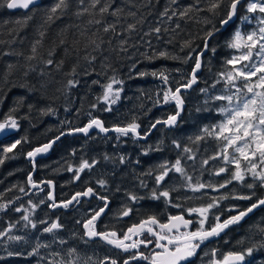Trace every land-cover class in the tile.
<instances>
[{"label": "trees", "instance_id": "obj_1", "mask_svg": "<svg viewBox=\"0 0 264 264\" xmlns=\"http://www.w3.org/2000/svg\"><path fill=\"white\" fill-rule=\"evenodd\" d=\"M55 2L56 0H41L34 13H26L23 10L11 11L0 6V99L3 100V103H0V122L5 116L12 115L20 124L18 131L13 130L0 138V159H4V163L0 164V184L16 185L19 192L21 188L25 189L28 175L33 170L31 160L26 157L27 153L51 141L61 132L82 127L93 117L101 118L106 126L111 127L125 126L133 120L141 125L145 123L149 125L151 122L148 123V119H152L151 121L165 119L174 114L176 111L174 104L166 108L155 107L153 104V90L157 89L156 84L161 83V80L150 73L164 71L170 76L171 87L174 89L177 81L184 82L181 77H186L193 66L191 60L186 64L183 62V58L190 52L188 48L181 50L184 42L191 41L193 48L197 46L202 48L201 38L205 32L210 30L213 24L219 27L220 17L212 16L207 12L194 11L189 14L190 18L184 19L174 17L168 20L167 17L161 16L166 7L182 10L188 4H194L195 0H179L177 5H172L170 0H101V5L113 4L110 11L117 7L124 9L118 22L117 17L109 14L101 17L98 14L99 6L96 10H92L97 13L96 19H102L101 25H89L87 21L93 18L91 15L85 14L81 17L75 15L80 8L89 7L91 0H84L83 5H80L78 0H69L70 7L66 14L54 22L45 23L46 12ZM199 7H207V0H201ZM129 11L136 12V16H128ZM26 14L32 15L33 18L24 24ZM240 15L251 14L240 9ZM205 17L212 23H204ZM141 20L143 22L139 23ZM112 23L116 24V31L105 33L103 27ZM130 23L137 25L133 32L127 31V25ZM177 23L180 25L179 28H176ZM256 26H259L256 20L248 23L237 19L210 41V46L215 47L216 52L213 54L208 51L204 56V65L199 77L200 84L197 86H211L210 82L217 79L218 73L227 70L225 61L237 52L226 47V40L237 29L247 33ZM155 27L162 29L158 34L159 38L156 33L150 31ZM41 31L45 33L43 37L40 36ZM81 32H85V35L81 36ZM145 33L149 34L145 35ZM61 39L66 43L61 45ZM92 39H96L98 43L103 41L99 50L93 51V46L90 44ZM37 40L41 41L37 45V58L29 61L27 57L32 55L31 48ZM121 40L127 41V44L123 45L127 51L121 50ZM76 41L79 43H75ZM65 49L68 51L65 52ZM197 50L199 51V48ZM49 51H53L54 55L49 57ZM161 51H166L170 57L175 56L179 59L149 60L147 58L156 57ZM4 53L21 55H4ZM85 56L89 59L86 60ZM92 56L96 59L89 62ZM49 58L55 63L63 61L62 66L59 69L55 64L45 66L43 61ZM8 64L16 65V68L5 81L4 74ZM30 67H34L35 71H30ZM73 67L76 69L75 76L71 75ZM176 69L181 71L177 72ZM41 70L44 71L43 76L39 74ZM25 71H29L27 77L24 76ZM140 72L149 74L140 76ZM113 76L123 81V85H120L123 89L122 98L111 106V111H107L108 105L98 100V97L103 93L102 85L110 82ZM68 79L78 80L79 84L67 90L63 86ZM93 81L98 83L94 84ZM42 83H48V87L41 88ZM22 84L34 90L29 92L27 88L20 87ZM21 96L25 97L24 103L18 104L17 99ZM186 102L180 120L186 117L190 105L187 97ZM29 104L33 105L31 109L28 107ZM92 105L96 107L93 108ZM13 108H16L15 112L11 111ZM49 108L53 109L52 113H42L41 110ZM188 125L190 124L179 125L180 130L189 127ZM95 134L98 133H92L91 137L90 135L62 137L55 143L51 152L36 161L34 178L39 181L42 178L53 180L65 194L78 190L81 185L90 186L97 179L110 182L112 175L120 177L121 182L123 167L115 160L111 144L108 142L109 138L107 136L105 137L107 139L95 138L93 137ZM22 138H26V142L18 145L12 153L7 154L6 158L2 148ZM181 145L184 143L182 142ZM119 148L123 149V146ZM116 151L121 153L118 149ZM82 160H88L89 163L93 160L97 161L92 168L102 172L89 171L76 180L75 172L67 169L72 167L75 170ZM113 165L117 166L113 167ZM112 168L115 172L111 171Z\"/></svg>", "mask_w": 264, "mask_h": 264}, {"label": "snow or ice", "instance_id": "obj_2", "mask_svg": "<svg viewBox=\"0 0 264 264\" xmlns=\"http://www.w3.org/2000/svg\"><path fill=\"white\" fill-rule=\"evenodd\" d=\"M80 5L84 4V0H78ZM172 5H177L179 0H170ZM201 0H195L194 4H188L182 10H172L170 8H165L161 13L162 17H167L168 20H172L174 17H179L180 19L190 18L189 14L192 12H207L212 14V16L220 17L219 27L213 24L212 28L205 32L204 36L201 38L203 41L202 48L192 47L191 41H185L182 45V49H190L189 54L183 58V62L186 64L189 60L193 61V66L187 76H182L181 79L184 80L183 83L177 81V86L175 89L172 87H167L162 93V103L169 104L173 103L175 105L176 111L171 114L167 119L160 120L157 119L155 123L151 125L154 129L157 125L163 124L168 128H174L177 126L178 118L181 116L184 110L185 99L183 96V91L191 89L199 81V73L203 67V57L206 52L211 51L213 54L216 52L215 47L210 46V41L220 33L222 29H227L228 26L235 19H240L242 21L251 23L252 20H256L259 25L257 28L243 33L241 30L237 29L232 36L226 40V47L234 49L239 55H234L230 59L225 61L227 67L226 71L218 73L219 79L215 80L211 84L210 88L215 89L217 84L223 82L224 90L221 94H209L210 88H202L200 91L205 93L207 98L204 100L205 107L197 108V111L211 112L213 108L209 105L216 104V102H224L217 104L215 111L223 117V119L214 125L204 126L201 129V134L195 135V137H189L188 139L192 141L193 144H199L204 141L206 137H212L217 141L222 142V149L217 154L207 157L201 160V167L209 164L210 160L222 159L225 165H232L230 179L226 180L224 183L213 184L201 182L199 178L195 181L192 175H189L185 167V160H190L195 162L197 159L196 153L192 147L182 146L177 140H173L172 143L175 148L180 149L185 155L183 157H178L174 163L165 161L159 165V174L155 176L156 187L152 189L150 198L153 200L164 199L166 204L171 205L175 208H182L181 204L172 203L173 191L176 188L159 190L160 186L169 177V174L175 172L179 174L185 181L183 185L188 191L192 193H202L205 189H212V191L217 192L222 188H226L228 184L233 181L244 184L249 189H254L256 183H246V179L250 176L254 182H259V186L264 188V0H207V7L201 8L199 5ZM0 6L6 7L9 10H25L26 13H34L39 7L38 0H0ZM98 8V14L103 17L105 14H109L113 17H117V22L121 14H123L124 9L117 7L114 10L112 3H104L101 5V0H91L89 7H82L75 12L77 17L84 16L85 14L91 15L93 18L89 19L87 23L89 25H101L102 19H96V10ZM70 7L69 0H56V2L47 10L45 23L54 22L60 19L62 15L66 14L67 9ZM240 9H244L246 13L251 15H240ZM221 10H223V15H221ZM59 13V15H58ZM171 13V14H169ZM128 16L135 17L136 12L129 11ZM32 15H25L23 23L26 24L28 20H31ZM143 21H139L142 23ZM20 23V21H17ZM204 23L211 24L212 21L205 17ZM137 25L130 23L127 25V31L133 32L136 30ZM180 25L177 23L176 28ZM103 31L108 33L109 31H116V24H108L103 27ZM157 34L159 38V33H161V27H155L150 30ZM167 31V29H164ZM149 33H145L148 35ZM45 33L40 32V36L43 37ZM85 32H81V36H84ZM95 35V33H93ZM170 42V41H169ZM41 43L37 40L31 48L32 55L28 56L29 61L35 60L37 58V45ZM66 41L61 39L60 44H65ZM75 43H79L76 41ZM101 43L97 42L96 39L90 40V44L93 46V51L99 50ZM121 50L127 51L123 45L127 44L126 40H121ZM68 49H65L67 52ZM21 55L20 53H4V55ZM194 54V55H193ZM54 55L53 51H49L48 56ZM149 60L153 58H164V59H179V57L169 56L166 51H161L156 57H147ZM85 59L89 58L85 56ZM96 59L95 56L91 57V61ZM258 60V62H256ZM45 66H52L55 64L56 68L59 69L63 61L55 63L53 59L49 58L43 61ZM135 67V65H133ZM16 65L8 64L7 71L4 74L5 81L7 77L12 74ZM30 71H35L34 67L29 68ZM175 71L180 72V69ZM29 71L24 72V76L27 77ZM41 76L44 75V71L41 70L39 73ZM147 72H140V76L148 75ZM152 76L159 78L162 82L167 85L169 82V76L165 74L164 71L150 73ZM72 76L76 75V69L73 67ZM93 83H98V81H93ZM79 84L78 80L68 79L64 88L70 90ZM114 85H123V81L117 79L115 76L110 78V82L102 85L103 95L98 97V100H102L108 107L107 111H111V105H115L120 99V93L122 92V87H114ZM20 87L27 88L29 92L33 91L34 88H29L26 84L20 85ZM48 83H42L41 88H47ZM234 89V91H233ZM59 91V89H57ZM159 95V94H158ZM25 97L21 96L17 99L18 104H23ZM161 101H158V103ZM0 103L3 100L0 99ZM29 109L33 105H28ZM93 108L96 105H92ZM67 110V109H66ZM12 112L16 111V108L11 109ZM43 114H50L53 109L49 108L47 110H41ZM91 116V113H89ZM20 124L17 119L12 115H7L0 122V134H7L13 130H19ZM93 128L98 129L100 132L107 133L109 131H114L118 133L117 139L119 137H128L131 135L133 138L143 139L145 136H141L138 131L140 125L133 120V122L128 123L125 126H114L109 129L104 126V122L99 118H91L88 123L83 127L70 128L67 133L61 132L59 136L55 139L49 141L42 146L34 148L32 151L27 153L28 158L33 162L35 167V158L40 155L47 153L52 146L58 141L62 136L66 134L82 133L87 136ZM22 142H26V138L16 139L14 142L2 148V152L7 158V154L12 153L14 149L17 148ZM157 151L160 149L157 148ZM74 154V153H73ZM147 155V152L144 153ZM107 158V157H106ZM120 162L124 163V157H120ZM4 163V159H0V164ZM97 161L93 160L89 163L88 160H82L77 169L69 167L67 170L70 172H75L74 178L76 180L80 179V173L84 172L86 169H91ZM229 172L228 167H220L218 170L213 172V175L219 176L222 173ZM151 174V173H149ZM28 183L37 188L39 185L33 181L32 175L28 176ZM47 185H52V181L44 182ZM101 187L105 185L104 180L98 181ZM141 186L147 187L143 182ZM20 191H24L23 188ZM128 199L133 203L138 202L144 197L137 196L132 193H128ZM255 193L249 195H238L232 197L238 200H252ZM96 196L97 199L103 201V206L90 216L89 219L83 222V227L85 229L84 235L88 240L94 238H99L113 248L120 250L121 252H131L132 254L129 258L123 260V264H130L131 261H145L146 264H197V261H201L203 264V259L210 255V259L207 264H251L248 260L249 257H253L254 253L259 250H264V242L259 244H253L250 247L242 248L241 250H230L223 253L222 256L218 257V249L213 248L211 252L204 251V246L206 242H209L212 238L220 237L222 233H226L230 227L234 225H239L240 222L252 213L255 209L264 207V198H258L256 202L250 204L243 210L237 211L235 215H229L227 218L222 219L220 214L214 213V209L219 208L220 201L228 199V196L221 195L219 197H211L210 202L207 204L200 205L198 207H189L183 209L180 214L168 215L166 222L161 221L156 215H149L144 219H141L139 223H134L127 228L123 233L117 232L115 230L100 232L96 229V221L105 213L109 206V201L106 196L98 195L92 187H88L83 192H76L70 199L62 201L60 203L55 202V198L51 192L48 194V199L53 201L49 207L57 208L63 207L68 208L70 205L75 203H80L82 197ZM199 198V197H196ZM191 199V197H188ZM43 203V201H41ZM9 204L0 203V211H7ZM37 205L33 204L32 208L35 209ZM235 208L229 209V211H234ZM15 211H21L20 208H16ZM133 212L131 207H125L120 215L122 217H127ZM192 216L195 214L198 220L195 223L198 225L193 228L194 221L192 219H186L185 214ZM210 217L214 220V223H210ZM22 219L30 224L32 228H36V223L30 219L28 214H25ZM40 223H47V221H41ZM79 223V221H78ZM207 225V226H206ZM27 226V225H26ZM14 226H9L7 231H0V238H7V241L20 242L25 240L23 236L10 235L11 229ZM63 226L59 222H52L50 225L43 229L44 233H54L60 230ZM264 232V228L260 229ZM148 237H151L149 239ZM61 245L66 244L67 241L60 239L58 241ZM87 243V241H85ZM238 243L243 244V241H238ZM141 246L149 249L146 254L140 251ZM49 248L48 244L37 243L36 246L28 253L29 256L39 255L40 248ZM135 250V251H133ZM203 253V256H201ZM7 255L20 256V252L7 251ZM50 259L47 260V264H80L81 257L79 256L77 249L72 247L67 250V259L58 251H53L49 253ZM41 260L45 257L41 256ZM92 258L88 257L84 264H88ZM98 264H119L117 259L105 256L103 260H100Z\"/></svg>", "mask_w": 264, "mask_h": 264}, {"label": "flooded vegetation", "instance_id": "obj_3", "mask_svg": "<svg viewBox=\"0 0 264 264\" xmlns=\"http://www.w3.org/2000/svg\"><path fill=\"white\" fill-rule=\"evenodd\" d=\"M257 27L258 26H256V28ZM198 87L199 86H196L191 91L183 94L185 100L187 95L191 94ZM155 121L156 120L152 121L149 123V125L146 123L143 124V129L139 128L138 131L140 132L141 136H145L146 138H133L131 135H129L128 137L121 136V139L118 140L120 143H122H119V147L123 146L124 151V163L121 164L123 167L124 176L121 177V182L120 177H115L112 175L110 177L111 183L105 181L106 183L103 187H101L98 183V181L101 179H97V181H94V183L90 186L81 185L78 190L66 194L56 185V203L66 201L70 199L76 192H83L88 187H92L98 195L106 196L109 201V206L105 213H103L101 217L95 222L97 231L105 232L115 230L117 232L123 233L132 224L139 223L141 219H144L149 215H156L161 221L166 222L168 215H177L180 214L183 209L207 204L210 202L211 197H219L221 195L229 197L228 199L220 201L219 208L213 210L214 213L220 214L222 219L227 218L229 215H235L237 211L243 210L250 206V204L256 202L258 198H264V188L259 186V182H254L250 176L246 179V183H256V187L254 189H249L244 184L233 181L231 184H228L226 188H222L217 192L212 191V189H205L202 193H192L183 186L185 184L184 179L179 174L172 172L169 174V177L166 178V181L160 186L159 190H163L165 188H176L177 190L171 193L172 203L183 205V209L175 208L169 204H166L163 198L160 200L151 199V191L156 187L155 176L159 174V165L163 163L162 159L164 158V161L169 159L172 160L170 163H174L178 157H183L185 155L180 149L175 148L172 143V141L175 140L173 135L176 131L175 127L167 128L164 125H159L152 131L151 134H148V132L151 130V125L155 123ZM180 121L181 120L179 119L177 124ZM138 124L141 125V123ZM190 127L191 126H189V128ZM161 132H164V134H160ZM117 135L118 133H112L106 136L107 138H113ZM106 136L95 134L93 137H102L107 139L105 138ZM180 143H182V141ZM186 144H188L187 146L192 147L193 150H197L199 152L198 147L191 143L189 139H187ZM157 148L160 150L157 151ZM174 149L176 151H174ZM145 152H147V155L144 154ZM204 155L205 153L202 154L199 152V156L203 157ZM216 161H218V159L210 160L208 165L205 167L203 166V175L200 178L201 182L220 184L230 179L231 170L233 169L232 167L229 168V172L227 173H222L219 176L213 175V172L218 168L217 167L214 170L213 162L215 163ZM184 163L188 174L190 175L191 172L193 174V164L196 163V161L193 162L190 160H185ZM115 166L117 165H113V167ZM91 169H86L84 172L80 173V177H83V173L89 171L102 172V170L99 169ZM111 171L115 172V169L112 168ZM33 180L38 182L48 181L43 178L39 181L34 177ZM141 182L147 185V187L141 186ZM39 191H41V195L44 198L37 199L36 201L35 196L40 195ZM49 191L50 189L47 185H44L42 188H39L35 191H30L29 184H27L25 185L24 191L19 192L16 188V185L0 184V203L9 204L7 211H0V231L3 229H9V226L13 225L18 227V229L21 228V225H23L25 228V225L28 224L22 219V217L25 214H28L33 222L36 220L37 229L42 231L46 226L50 225L52 220L55 222L59 221L64 226H69L74 232L69 235L72 236L70 239L73 240V246L76 247L77 252L81 257V261L83 262L86 261L88 257H91L92 260L88 261V264H98L100 260H103L105 256H108L117 259L119 264H123V260L129 258V256L132 254L131 252H121L99 238L88 240V238L84 235L85 229L83 227V222L89 219L95 210H98L103 206V201L97 199L96 196L82 197L80 199V203L78 204L73 203L68 208L62 207L54 209L49 207L51 204L47 198ZM253 192L255 195L250 201L232 198L238 195H249ZM128 193H132L144 198L140 199L136 203H133L128 199ZM188 197H191V199H188ZM41 201H43V203H41ZM33 204L37 205L35 209L32 208ZM125 207H131L133 212L127 217H122L120 213ZM16 208H20L21 211H15ZM232 208H235V210L230 212L229 209ZM184 214L186 219H192L194 221L192 226L193 228L198 226L195 223V221L198 220V217L195 214L192 216H188L187 213ZM41 221H47V223H40ZM210 223H214V220L211 217ZM28 228H30V226ZM261 228H264V207L255 209L252 213H249V215L245 217L239 225L230 227L228 230H226V233H222L220 237L212 238L209 242H206L204 251L210 253L213 248H216L219 250L218 257H220L227 251L241 250L242 248L250 247L253 244L264 242V232L260 231ZM28 234L31 233L28 232ZM148 238L151 239V237ZM241 240L243 241V244L238 243V241ZM85 241H87V243H85ZM140 251H143L147 254L149 249L141 246ZM63 255L65 259L68 258L67 253H63ZM201 256H203V253H201ZM210 258V255L204 257L203 264H207V261ZM248 260L251 261V264H264V250L258 249L254 253V256L249 257ZM81 261L80 264H84ZM130 264H146V262L131 261ZM197 264H202V262L198 260Z\"/></svg>", "mask_w": 264, "mask_h": 264}, {"label": "rangeland", "instance_id": "obj_4", "mask_svg": "<svg viewBox=\"0 0 264 264\" xmlns=\"http://www.w3.org/2000/svg\"><path fill=\"white\" fill-rule=\"evenodd\" d=\"M236 55H239V53L237 52ZM256 62H258V60ZM217 79H219V76L217 77ZM214 82H215V80L210 82V83L213 84ZM114 87H121V86L120 85H114ZM167 87H171L170 76H169V82L167 85H165L161 80V83L156 84L157 89L153 90V95H154L153 99L154 100L152 102L155 105V107L158 106L160 108H166L169 105L173 104V103H169V104L162 103V93H163V90L166 89ZM202 88H210V86L209 85L208 86H199L195 91H193L191 94L187 95V101H190V105L188 106L189 108L187 109L186 117L183 118L179 122V124H177V127H175L176 131L173 134L175 137V140L177 139L179 142H181L183 140L182 142L186 146L188 145V144H186V139H188L189 137H195V135H197V134H201V129L204 126H211V125L217 124L223 119V117L215 111V107L217 104H221L224 102H216V104L209 105L210 107L213 108V111H211V112H205V111H199L198 112L197 111V108L205 107L204 100L207 98L206 94L202 93L200 91V89H202ZM223 90H224V84H223V82H221L220 84L216 85L215 89L210 88L209 94H221L223 92ZM233 91H234V89H233ZM102 95H103V93H102ZM102 95L100 97H102ZM121 98H122V92L120 93L119 101L121 100ZM158 101H161V102L158 103ZM111 106H114V105H111ZM151 120L152 119H148V123L152 122ZM186 123L190 124L188 126H191V127L190 128L189 127H187V128L183 127L180 130L179 125H184ZM140 128L143 129L144 125H140ZM184 129L187 131H184ZM160 134H164V132H161ZM4 135L5 134H0V138H2ZM117 136H115L113 138H109L108 142L111 144L110 147L112 148V151L114 152L113 155L115 156V160H117L118 164L122 167V165H121L122 163L120 162V157H124V155L122 154L124 151L122 148L121 149L119 148V141L118 140L121 139V137H119V139H117ZM176 136H177V138H176ZM191 143H192V141H191ZM195 145L198 147L199 152L202 154L205 153V155L203 157H201V156H199V152L197 150H194V152L196 153L197 159H196V163L193 164V168H194V171L192 170L193 174H192V172L190 173V175L193 176L194 181L197 178L200 179L201 176L203 175V173H202L203 167H201V163H200L201 160H203L209 156L215 155L219 151H221L222 142L217 141L212 137H206L204 141H201L199 144H195ZM116 149H118L121 153H118L116 151ZM174 151H176V150L174 149ZM210 153H211V155H209ZM162 161L164 163L165 161L171 162L172 160L167 159L164 161V158H163ZM213 165H214V170L217 167L218 168L216 170H218L220 167H228V168L232 167L233 168L232 165H225L222 159H218V161H216L215 163L213 162ZM225 173H227V172H225ZM121 175H122L121 177H123L124 173H121ZM39 193H40V195L35 196L36 201H37V199L44 198L41 195V191H39ZM34 222L37 225L36 220ZM52 222H55V221L52 220ZM52 222H50V224ZM57 222H59V221H57ZM59 223L63 227L60 230H58L54 233H51V234L44 233L42 230L37 229V226H36V228H32L30 224H28L27 226L25 225L26 226L25 228L23 225H21L20 226L21 228H19V229H18V227L13 225L14 227L9 234L10 235L23 236V237H25V240H22L20 242H12V241H7L6 237L0 238V264H33V263H36V264L45 263V264H47V260L51 258L49 256L50 252L58 251L63 255V253L64 254L67 253V250L69 248H72V247L76 248L75 246H73L74 245L73 240L70 239L72 236H69L73 232L72 229L69 228L68 226H64L61 222H59ZM29 226L32 229L28 228ZM7 230L8 229H3L2 231H7ZM28 232L31 234H28ZM60 239L67 241V243L61 245L58 242ZM37 243L48 244V245H50V247L49 248L41 247L39 250V255L29 256L28 253L32 251V249L36 246ZM7 251L20 252V253H22V255L9 257L7 255ZM41 256L45 257V259L41 260L40 259ZM81 262H83V261H81Z\"/></svg>", "mask_w": 264, "mask_h": 264}, {"label": "water", "instance_id": "obj_5", "mask_svg": "<svg viewBox=\"0 0 264 264\" xmlns=\"http://www.w3.org/2000/svg\"><path fill=\"white\" fill-rule=\"evenodd\" d=\"M41 2V0H38V4ZM11 11H18V10H11ZM23 11H25V10H23ZM237 19H235L234 20V22L236 21ZM234 22H232V23H234ZM231 23V24H232ZM230 24V25H231ZM223 30H225V29H222L221 31H223ZM218 34V33H217ZM207 54V52L205 53V55ZM204 55V56H205ZM203 65H204V57H203ZM202 69H203V67H202ZM202 69H201V71H200V73L198 74L199 75V77H200V74H201V72H202ZM199 84V81H198V83L196 84V85H194L191 89H188V90H186V91H183V93L182 94H185L186 92H188V91H191L193 88H195L197 85ZM184 96V95H183ZM184 99H185V97H184ZM186 105H187V102H186V100H185V103H184V110H185V108H186ZM184 110L182 111V113H181V116L183 115V113H184ZM181 116L178 118V121H179V119L181 118ZM96 118H99V117H96ZM100 120H102L101 118H99ZM165 119H167V118H165ZM164 120V119H163ZM103 121V120H102ZM88 123V122H87ZM86 123V124H87ZM85 124V125H86ZM160 125H163V124H160ZM104 126L105 127H107L106 125H105V123H104ZM159 125H157V127H158ZM83 127V126H82ZM114 126H111V127H107V128H109V129H111V128H113ZM168 128V127H167ZM155 129V128H154ZM154 129H152L151 128V130L148 132V134H151L152 133V131L154 130ZM65 133H67L68 132V130H66V131H64ZM94 132H97L98 134H100V135H102V136H106V135H109V134H112V133H115L114 131H109V132H107V133H103V132H100L98 129H95V128H93L92 130H90V132H89V134L87 135V136H89V135H91L92 133H94ZM60 135V134H59ZM58 135V136H59ZM78 136V135H82V136H85L84 134H82V133H74V134H66V135H64V136ZM64 136H62V137H64ZM61 137V138H62ZM60 138V139H61ZM53 139H55V138H53ZM52 139V140H53ZM59 139V140H60ZM58 140V141H59ZM58 141H56V142H58ZM46 143H48V142H46ZM46 143H43V144H46ZM43 144H41V145H39V146H42ZM55 145V144H54ZM54 145L52 146V148L47 152V153H44V154H40V155H38L36 158H35V167L33 166V170H32V172L30 173L31 175H32V178L34 177V174H35V172H36V161L40 158V157H42V156H44V155H46V154H48L49 152H51L52 151V149H53V147H54ZM39 146H37V147H39ZM36 148V147H35ZM32 151V150H31ZM26 157H27V159H29V160H31L30 158H28V156L26 155ZM31 162H32V160H31ZM32 165H33V162H32ZM29 176V175H28ZM35 183H37L38 185H39V187H37V188H34V187H32L29 183V187H30V191H35V190H37V189H39V188H42L44 185H47L46 183H44V182H46V181H42V182H38V181H35V180H33ZM50 181H52V185H47V186H49V189H50V191L49 192H51L52 193V195L54 196V198H55V202H56V183L53 181V180H50ZM49 194V193H48ZM47 198H48V196H47ZM49 200V199H48ZM51 203L53 202V201H51V200H49ZM58 203H60V202H58ZM75 203V202H74ZM57 208H62V207H57ZM57 208H54V209H57Z\"/></svg>", "mask_w": 264, "mask_h": 264}, {"label": "bare ground", "instance_id": "obj_6", "mask_svg": "<svg viewBox=\"0 0 264 264\" xmlns=\"http://www.w3.org/2000/svg\"><path fill=\"white\" fill-rule=\"evenodd\" d=\"M177 127V126H176ZM58 144V143H57ZM183 146V145H182ZM63 189V188H62Z\"/></svg>", "mask_w": 264, "mask_h": 264}]
</instances>
